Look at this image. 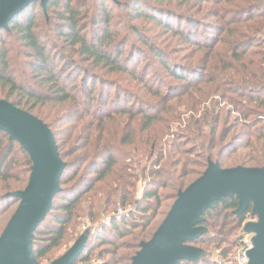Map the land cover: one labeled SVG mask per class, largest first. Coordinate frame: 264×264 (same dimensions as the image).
<instances>
[{"label": "trees", "instance_id": "16d2710c", "mask_svg": "<svg viewBox=\"0 0 264 264\" xmlns=\"http://www.w3.org/2000/svg\"><path fill=\"white\" fill-rule=\"evenodd\" d=\"M0 100L45 124L65 163L31 241L37 264L87 221L74 264H131L208 161L264 168V0H48L45 13L34 2L0 30ZM30 168L0 131V235L18 206L5 195ZM236 209L215 202L187 243L200 260L179 264H233L253 218Z\"/></svg>", "mask_w": 264, "mask_h": 264}, {"label": "water", "instance_id": "95a60500", "mask_svg": "<svg viewBox=\"0 0 264 264\" xmlns=\"http://www.w3.org/2000/svg\"><path fill=\"white\" fill-rule=\"evenodd\" d=\"M37 1L45 13L48 0H0V30L8 31V23ZM0 131L20 146L31 163L24 190L5 195L18 200V206L0 235V264H37L31 241L49 213L53 198L60 192L59 181L65 163L47 126L4 100H0ZM232 197L237 200L236 216L244 214L251 206V216L256 220L242 227L244 234L253 235L248 264H264V168L221 169L217 162L211 161L198 179L177 193L151 239L140 243L131 264L198 262L201 250L187 243L204 233V228L199 226L204 220L203 214L215 202ZM85 241L83 234L49 264H74Z\"/></svg>", "mask_w": 264, "mask_h": 264}, {"label": "built area", "instance_id": "2783aa9c", "mask_svg": "<svg viewBox=\"0 0 264 264\" xmlns=\"http://www.w3.org/2000/svg\"><path fill=\"white\" fill-rule=\"evenodd\" d=\"M121 210H117L115 213L114 217L119 218L122 215ZM109 219L105 220V223H109ZM256 220L254 218L246 220L243 224L248 223V222H255ZM242 227L239 233V240H238V246L236 248V251L233 256V264H248V253L252 249V237L253 235L251 234H244L242 232ZM90 228V224L87 223L85 226L81 227V232H86ZM216 264H224L221 261H218Z\"/></svg>", "mask_w": 264, "mask_h": 264}, {"label": "rangeland", "instance_id": "374dc122", "mask_svg": "<svg viewBox=\"0 0 264 264\" xmlns=\"http://www.w3.org/2000/svg\"><path fill=\"white\" fill-rule=\"evenodd\" d=\"M8 186H14L15 185V183L12 181L11 183H9V184H7ZM0 192H3L2 191V189H1V187H0ZM140 197H141V189L140 190H138V192H137V195H136V201H138L139 199H140ZM9 206V203H3L1 206H0V208L2 207V208H7ZM124 213H122V215H123ZM121 215V216H122ZM88 223V221L87 222H85L82 226H85L86 224ZM106 224V223H105ZM107 224H109V223H107ZM81 226V227H82ZM81 227H80V232H81ZM91 227V226H90ZM82 234L81 235H83L85 232H81ZM73 244V242H71L69 245H68V247L67 248H65V249H63V250H61V252H60V255H62L65 251H66V249H68L71 245ZM212 254H210V259H214V256H215V253L214 252H211ZM94 264H99V263H94ZM101 264V263H100Z\"/></svg>", "mask_w": 264, "mask_h": 264}]
</instances>
